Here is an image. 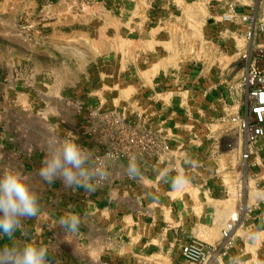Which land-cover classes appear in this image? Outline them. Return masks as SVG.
Wrapping results in <instances>:
<instances>
[{"label":"rangeland","instance_id":"obj_1","mask_svg":"<svg viewBox=\"0 0 264 264\" xmlns=\"http://www.w3.org/2000/svg\"><path fill=\"white\" fill-rule=\"evenodd\" d=\"M231 2L0 0V103L47 107L52 121L62 109L57 138L77 126L94 156L115 150L123 113L163 131L176 158L167 169L188 179L170 195L186 203L187 236L215 244L239 212L227 254L209 264H264V134L244 161L239 121L250 117L242 76L250 63L264 74V35L248 41L244 24L222 21ZM179 248L147 260L171 264Z\"/></svg>","mask_w":264,"mask_h":264},{"label":"crops","instance_id":"obj_2","mask_svg":"<svg viewBox=\"0 0 264 264\" xmlns=\"http://www.w3.org/2000/svg\"><path fill=\"white\" fill-rule=\"evenodd\" d=\"M6 97L14 99L16 93L7 92ZM53 109L54 121L47 107L0 103V170L11 164L32 175V187L40 197L37 217L23 219L24 228L14 239L0 237V246L52 244L55 249L49 250L48 264H152L149 257H173V247L180 243L178 259L173 258L171 264H183L181 246L197 238L187 236L190 219L183 218L179 211L182 207L185 210V201L170 196L174 192L171 182L177 175L166 164H157L154 158L132 163L141 174L132 179L125 172L129 162L110 160L111 175L90 193L83 188H65L59 179L47 184L35 175L45 155L43 138L65 134L63 110ZM15 111L27 116L29 124L23 118L15 122L10 119ZM49 124L54 133L48 131ZM99 126L102 125L98 123ZM85 129L84 134L91 130L98 135V128ZM66 132L78 137V143L86 144L93 153L97 150L98 145H92V138L82 136L77 126ZM175 159L172 157V161ZM69 210L78 213L83 221L75 236H67L58 224ZM164 210L173 212L172 221L166 219Z\"/></svg>","mask_w":264,"mask_h":264},{"label":"clouds","instance_id":"obj_3","mask_svg":"<svg viewBox=\"0 0 264 264\" xmlns=\"http://www.w3.org/2000/svg\"><path fill=\"white\" fill-rule=\"evenodd\" d=\"M43 144L45 155L35 175L47 184L59 179L65 188H83L90 193L111 175L108 170L110 154L95 157L93 151L78 143V137L70 132L62 139L47 135ZM125 172L132 179L141 175L139 168L131 162ZM187 183V178L176 176L171 186L173 190H180ZM39 200L32 187V175L11 164L5 165L0 170V237L14 239L24 228L22 220L35 218L40 213ZM82 223L81 216L71 210L58 221L67 236L77 235ZM256 238L253 236L252 240ZM50 249L55 247L35 242L3 245L0 246V264H48Z\"/></svg>","mask_w":264,"mask_h":264},{"label":"built area","instance_id":"obj_4","mask_svg":"<svg viewBox=\"0 0 264 264\" xmlns=\"http://www.w3.org/2000/svg\"><path fill=\"white\" fill-rule=\"evenodd\" d=\"M263 4L264 0H232L222 21L244 24L246 39L254 41L264 35V18H260L264 11L255 7ZM239 86L244 88L249 100L250 117L239 120L245 131V148L241 157L249 162L256 149L255 145L264 134V74L255 63H250ZM125 116L123 113L120 117L115 150L106 149L103 154L95 157L103 158L110 154L111 159L108 161L125 160L131 163L141 162L144 158H154L157 164L168 166L173 157L168 135L161 130L152 131L144 125L128 123ZM106 181L107 179L99 186L104 185ZM238 222L239 212H236L226 222L222 238L215 244H207L198 239L183 244L181 246L183 264H209L216 256H225L231 246L230 239Z\"/></svg>","mask_w":264,"mask_h":264}]
</instances>
